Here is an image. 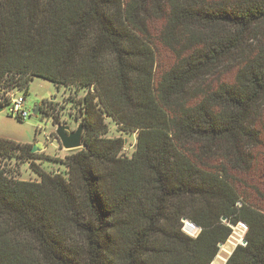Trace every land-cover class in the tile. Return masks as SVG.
<instances>
[{
  "label": "trees",
  "instance_id": "1",
  "mask_svg": "<svg viewBox=\"0 0 264 264\" xmlns=\"http://www.w3.org/2000/svg\"><path fill=\"white\" fill-rule=\"evenodd\" d=\"M158 42L174 57L159 73ZM223 61L232 81H208ZM34 76L85 89L82 146L66 175L0 167V264H209L238 222L223 264H264V209L231 172L264 109V0H0V94ZM105 116L136 131L129 156ZM30 148L0 137V154Z\"/></svg>",
  "mask_w": 264,
  "mask_h": 264
},
{
  "label": "rangeland",
  "instance_id": "2",
  "mask_svg": "<svg viewBox=\"0 0 264 264\" xmlns=\"http://www.w3.org/2000/svg\"><path fill=\"white\" fill-rule=\"evenodd\" d=\"M161 26L159 19L151 21V29L155 34ZM251 44L254 40L249 41ZM157 55V72L164 70L173 62L170 50L158 42L155 46ZM234 62L220 63L215 69H211L206 79L213 82H231L235 71ZM85 92L84 88H74L69 85L56 86L53 82L42 77L34 76L27 86L24 95L23 108L28 111L25 118H17L8 112V106L0 110V137L12 139L18 142H40L41 148L34 151L35 157L8 156L0 154V167L4 173L16 179L38 181L39 175L30 165L32 160L39 168L50 173L66 175L65 157L80 147L63 148L57 139L55 127L57 124H67L71 130L76 128L81 117L78 98ZM22 94L16 92L15 95ZM38 103L36 114L32 113L33 104ZM41 106V109H40ZM108 124L106 136L123 138L122 154L129 156L134 149L136 131L122 129L109 116H105ZM250 123L257 131V141L251 147L252 160L248 170L244 172L231 171L237 179L239 186L249 187L252 201L264 209V109L259 114H254ZM245 229L239 223L232 225L229 237L219 245V250L213 260L216 264H223L230 251L237 243H242ZM232 237L233 244H227ZM227 244L229 252H222L221 246Z\"/></svg>",
  "mask_w": 264,
  "mask_h": 264
},
{
  "label": "built area",
  "instance_id": "3",
  "mask_svg": "<svg viewBox=\"0 0 264 264\" xmlns=\"http://www.w3.org/2000/svg\"><path fill=\"white\" fill-rule=\"evenodd\" d=\"M16 92H21L22 94L15 95ZM24 88H12L7 89L3 93L0 94V104L2 108L5 106H8V112L12 115H14L17 118H25L28 115V111L23 108V101H24ZM181 230L191 236L194 237L197 235L199 231V226L194 224L192 221H190L187 218H181ZM243 229H246V225L243 222H238Z\"/></svg>",
  "mask_w": 264,
  "mask_h": 264
},
{
  "label": "water",
  "instance_id": "4",
  "mask_svg": "<svg viewBox=\"0 0 264 264\" xmlns=\"http://www.w3.org/2000/svg\"><path fill=\"white\" fill-rule=\"evenodd\" d=\"M2 106L0 105V110ZM39 109V104L35 103L32 106V113L36 114ZM55 133L57 139L59 140L61 146L66 149H72L82 146V134H83V122L82 119H79V122L76 125L74 130H71L67 124H57L55 127ZM40 142H35L31 144L30 150L32 152L37 151L41 148ZM222 220L225 219L224 216L221 217ZM245 243V240H242V244ZM220 243L219 245H221ZM231 252V251H230Z\"/></svg>",
  "mask_w": 264,
  "mask_h": 264
},
{
  "label": "bare ground",
  "instance_id": "5",
  "mask_svg": "<svg viewBox=\"0 0 264 264\" xmlns=\"http://www.w3.org/2000/svg\"><path fill=\"white\" fill-rule=\"evenodd\" d=\"M234 241V240H233ZM233 241H232V237H230V239H228L227 240V244H233ZM227 244H223L222 246H221V251L223 252H229L230 251V248L227 246ZM210 264V263H209Z\"/></svg>",
  "mask_w": 264,
  "mask_h": 264
},
{
  "label": "crops",
  "instance_id": "6",
  "mask_svg": "<svg viewBox=\"0 0 264 264\" xmlns=\"http://www.w3.org/2000/svg\"><path fill=\"white\" fill-rule=\"evenodd\" d=\"M210 264H216V259L213 260Z\"/></svg>",
  "mask_w": 264,
  "mask_h": 264
}]
</instances>
